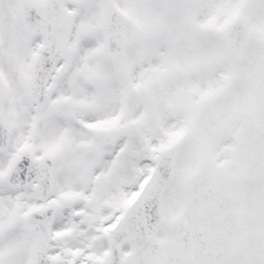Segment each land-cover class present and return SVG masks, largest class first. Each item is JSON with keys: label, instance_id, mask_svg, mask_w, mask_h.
I'll return each instance as SVG.
<instances>
[{"label": "snow or ice", "instance_id": "1", "mask_svg": "<svg viewBox=\"0 0 264 264\" xmlns=\"http://www.w3.org/2000/svg\"><path fill=\"white\" fill-rule=\"evenodd\" d=\"M0 264H264V0H0Z\"/></svg>", "mask_w": 264, "mask_h": 264}]
</instances>
